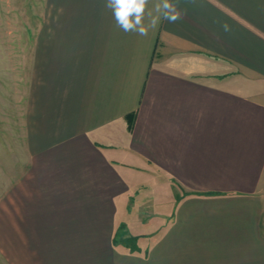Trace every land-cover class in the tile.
<instances>
[{"label": "crops", "instance_id": "crops-1", "mask_svg": "<svg viewBox=\"0 0 264 264\" xmlns=\"http://www.w3.org/2000/svg\"><path fill=\"white\" fill-rule=\"evenodd\" d=\"M173 2L182 19L147 37L104 0L33 14L7 264H264V0ZM150 174L175 200L143 223L131 194Z\"/></svg>", "mask_w": 264, "mask_h": 264}, {"label": "rangeland", "instance_id": "rangeland-1", "mask_svg": "<svg viewBox=\"0 0 264 264\" xmlns=\"http://www.w3.org/2000/svg\"><path fill=\"white\" fill-rule=\"evenodd\" d=\"M46 3L47 0H0V196L27 168L24 115L32 55L26 44L32 39L28 27L33 14ZM149 176L152 179L145 180L143 175H137V187L131 194L142 207L129 216H137L143 223L147 214L153 216V221H160L164 217L161 215L170 213L175 200L160 176ZM261 188L264 189V176ZM140 221H135L138 228L141 226L139 230L144 227ZM0 264H7L1 252Z\"/></svg>", "mask_w": 264, "mask_h": 264}, {"label": "clouds", "instance_id": "clouds-1", "mask_svg": "<svg viewBox=\"0 0 264 264\" xmlns=\"http://www.w3.org/2000/svg\"><path fill=\"white\" fill-rule=\"evenodd\" d=\"M104 8L111 13L116 28L141 37L157 30L161 21L175 23L183 16L173 0H104ZM224 30H229L227 25Z\"/></svg>", "mask_w": 264, "mask_h": 264}, {"label": "trees", "instance_id": "trees-1", "mask_svg": "<svg viewBox=\"0 0 264 264\" xmlns=\"http://www.w3.org/2000/svg\"><path fill=\"white\" fill-rule=\"evenodd\" d=\"M133 120H134V118L131 120V123H130V126L131 127L133 126Z\"/></svg>", "mask_w": 264, "mask_h": 264}]
</instances>
